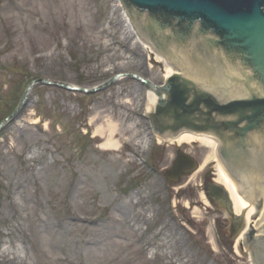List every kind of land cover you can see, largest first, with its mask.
I'll list each match as a JSON object with an SVG mask.
<instances>
[{
	"label": "rangeland",
	"instance_id": "1",
	"mask_svg": "<svg viewBox=\"0 0 264 264\" xmlns=\"http://www.w3.org/2000/svg\"><path fill=\"white\" fill-rule=\"evenodd\" d=\"M11 1L1 2L3 7L0 9V45L12 39V45L0 56V91L9 101L13 100L12 96L7 97L11 88L29 74L42 78L47 76L46 72L56 73L50 78L52 81L96 85L120 73L121 69L114 70L117 65L98 68L107 55L98 56L96 50L103 42L113 43L111 37L119 25H109L113 18L108 11L101 21L95 0H16L10 5ZM109 1L115 0H104V5ZM49 49L55 53L61 51L62 62L53 64L49 59L48 62L41 59ZM82 55L86 57L82 68H72L70 61ZM144 65L146 59L139 64ZM150 66L147 63V70L153 66L157 72L164 73L158 65ZM129 68L123 70L125 74L139 76L138 69ZM99 70L104 72L102 79H97ZM76 73L82 75L81 82ZM149 73L148 77L159 86L163 83L162 74L159 77ZM138 85L135 81L125 80L94 99H83L58 89L35 88L27 109L20 114L21 122L3 132L5 139L0 141V181L10 195L8 198L5 194L8 200L0 199V264H9L8 256L1 258V255L11 251L8 247L13 236L21 237L18 227L24 226L34 236L37 222L45 228L39 242L34 238L33 245L24 239L13 244L25 264H154L152 252H147V239L143 243L137 242V237L146 229L145 224L135 233L119 222L111 223V218L118 216V206L126 202L125 197H119V190L133 178L139 184L133 191L140 193L136 197L139 200L137 207L143 210L146 222L157 231L169 220V225L181 233L184 243L180 241L169 246V260L175 264H251L248 254L236 246V237L233 249L224 251L220 244L218 246L216 223L226 237L222 227L227 215L214 210L203 200L205 173L185 177L179 184H165L163 178L148 175L150 173L138 161L137 156H147L152 142L147 139L150 131L146 132L145 126L131 112L138 107V99L135 105L131 103L135 96L133 90ZM132 88L130 95L119 97V92L128 93ZM142 94L144 99V89ZM127 102L133 107L121 109ZM4 108L0 103V110ZM35 110L55 122L61 121L68 135L63 136L61 131L58 134L52 128L45 133L29 126L38 120ZM25 126L30 132L21 133L19 129ZM102 129L106 133L96 140H82L77 135L82 138L80 146L87 147L81 153L67 143L73 140L69 135L78 131L85 134L90 130L92 137ZM110 139L114 149L101 151V144ZM126 142L131 144V154L120 146ZM178 149L169 145L158 147L155 152L163 177L172 168V158ZM180 150L194 157L199 165L207 157V152L199 145L185 144ZM75 185H78L77 189L73 188ZM10 200L14 210L9 206ZM71 209H76L81 217L97 214L96 209H100L104 219L96 229L81 221V226L72 222L67 223L66 229L60 227L63 229L56 231L60 223L58 217L65 215L67 218ZM172 212L180 223L183 221V227L171 221L175 220ZM88 219V222L93 221L89 216ZM122 221L125 223L123 218ZM168 259L163 264H168Z\"/></svg>",
	"mask_w": 264,
	"mask_h": 264
},
{
	"label": "water",
	"instance_id": "2",
	"mask_svg": "<svg viewBox=\"0 0 264 264\" xmlns=\"http://www.w3.org/2000/svg\"><path fill=\"white\" fill-rule=\"evenodd\" d=\"M129 1L139 10L148 11L152 16H160L166 20L165 26L167 27L170 25L169 20L187 23V30L192 29L194 22L200 23L202 25L201 37L206 39V35L209 33L218 36L220 39L216 43L217 46H223L231 55L239 54L243 66L250 67L264 87V0ZM140 19L138 17L139 21ZM140 23L142 24V21ZM139 41L141 42L140 39ZM146 47L148 46L146 45ZM207 50L210 49L207 47ZM171 52L172 56H176L174 50L171 49ZM154 54L158 58H162L155 52ZM173 60L174 58H172ZM172 66L169 65L168 68H173L174 71L176 68L178 70L173 76L179 74V69L174 61ZM167 91L169 101L163 102L153 117L155 129L161 134L177 133L183 128L203 133L209 131L218 133L221 128L212 124L215 114L224 119L232 118V121L224 122L223 126L241 137L247 136L249 132L260 130L261 126L259 125L264 122V98L258 96L228 101L227 97H219L205 88L203 89L195 81L181 78V76H175L170 80ZM201 111L205 120L195 117ZM164 121L173 123V125L164 127ZM196 121H204L206 124L197 126L195 125ZM244 122H247L246 128H240L239 125ZM194 136L196 138L199 134H194ZM201 136L206 135L201 134ZM229 138L235 140L232 136ZM226 142L227 140H225ZM217 146L218 143H216V149ZM221 148L227 149L228 147L222 145ZM229 182L235 190L232 182L230 180ZM239 197L245 201L241 194Z\"/></svg>",
	"mask_w": 264,
	"mask_h": 264
},
{
	"label": "bare ground",
	"instance_id": "3",
	"mask_svg": "<svg viewBox=\"0 0 264 264\" xmlns=\"http://www.w3.org/2000/svg\"><path fill=\"white\" fill-rule=\"evenodd\" d=\"M65 4L62 5V9L64 8ZM113 8L115 6H112ZM112 15L114 18L118 17V10L115 9L112 10ZM126 21L127 17H126ZM132 26L129 25V31L128 33L130 34L131 37L134 38V31L131 28ZM91 33H88V35ZM94 35H97V32L93 33ZM135 40L137 41L138 45L141 47V54L138 58H124V55L122 56L119 52L118 49H114V48H110L106 42L101 43L99 46V52L108 54L105 58L104 61L102 62V65L99 66L98 68L101 69V67L104 66H111V65H118L116 66V69H121V70H129L131 66H133L134 68L138 69L139 71L141 70V67L139 66V64L141 63L142 57L143 58H147L148 61L150 62H154V63H158V64H165V60L164 58H158L157 55L154 54L153 50L151 48L146 47L144 44H142L139 39L137 38V36L135 37ZM39 44H42V42H39ZM43 46L41 47V51H43ZM58 51V53H55L52 49H49L48 52H46L47 54L44 56H41L43 60L47 61V59H49L50 62H52L53 64L55 62L60 61V56L61 55ZM112 55V56H111ZM122 63V64H116V63ZM122 66H125V69H122ZM165 79H169L171 76H173L175 73L178 72L177 68L174 69L173 68H168V66L165 64ZM151 69H153V71H151L153 74H157L159 75V73L156 72V70L154 69V67H151ZM139 73V72H138ZM155 84V83H153ZM154 89H156L155 87H153ZM125 93V92H123ZM158 96L155 90L153 91H149L146 97V108H147V112L150 114L152 113V111L154 112L157 104H158ZM106 133V131H104L103 129L100 132H96L94 135L96 136H104V134ZM114 137V136H113ZM112 139L108 140L107 143L102 144V149L103 150H113L114 147L112 145ZM172 144H176L178 146H182L184 144H196L199 145V148H201L202 150H205L207 152V157L206 159L203 161L202 166L200 168L199 171H197V173H201L205 168L208 167V165L214 161H217V170H218V175H217V183L221 184L225 187L226 191H228L229 195H230V199L231 201H233V212H235V214L237 216H242L243 214H246V222H247V230L249 228H251L253 226V224H255V221L253 220V217L255 215V211L253 208H251V206L249 205L248 202L245 203V201L241 200L239 197V193L237 191L234 190L233 186L231 185V183L229 182L221 164H220V160L217 159V149H216V142L213 141L212 139L208 138L207 136H201V134H199L198 137L195 138L194 134L189 133V132H185L183 135H180L179 138H176L175 141H171ZM117 147V145H116ZM210 151V153H209ZM132 204H134V202L131 200L130 203H125L120 205L118 212L120 213V220L118 222H120L122 225H125L124 222L121 221V217H126L128 221L130 220H135L136 222H138V219L143 215L142 213H135V210L131 207ZM199 214V213H197ZM263 212L261 213V218H263ZM260 221V220H259ZM162 227L164 229L167 230V233L163 234V238H162V242L161 239L159 240V242L161 243L159 246L158 250H163V245L166 247V250L164 251V257L167 259L169 258V249H168V245L171 244H175L178 241L181 240L180 238V234L176 233L175 229L171 226H169L168 224H164L162 225ZM246 230V231H247ZM246 231L244 232L243 236L246 234ZM40 232V230H38V233ZM44 234L40 235L37 239H41L43 237ZM243 239V237H241V240ZM93 252V249H90ZM94 251L96 252L97 249H94ZM11 252L8 251L6 253L2 254L3 258H6V256H8ZM9 258V262H11V264H22V261L20 258H18L17 256L13 255L12 258ZM169 264H172L171 261H169Z\"/></svg>",
	"mask_w": 264,
	"mask_h": 264
}]
</instances>
